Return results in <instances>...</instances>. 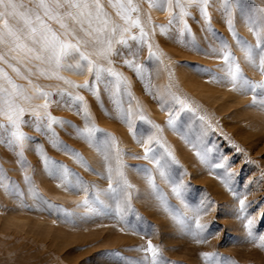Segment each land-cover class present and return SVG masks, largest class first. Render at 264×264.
<instances>
[{
  "label": "rangeland",
  "instance_id": "1",
  "mask_svg": "<svg viewBox=\"0 0 264 264\" xmlns=\"http://www.w3.org/2000/svg\"><path fill=\"white\" fill-rule=\"evenodd\" d=\"M102 2L110 19L123 24L107 0ZM133 3L139 5L140 22L160 60L149 61L147 45L129 40V47L121 49L123 57L112 58L115 61L112 67L128 78L135 97L133 108L138 102L146 118L161 130L157 133L134 117L137 136L143 144L137 142L128 125L119 119L103 83L99 85L97 99L85 89H73L63 80L41 75V69L46 66L38 61H11L19 75L6 64H0L14 83L29 93L27 86L32 83L53 93L48 111L70 122L54 126L58 143L79 153L88 165L85 167L70 152L54 146L48 136L35 131L31 124L23 127L32 138L23 151L29 168L21 166L17 152L0 143V168L8 178L6 182L14 183L20 193L10 194L0 186V264H129L145 257L146 253L138 249L146 248L149 239L159 246L164 264H210L203 253L217 254L219 264H264V247L260 246V236H264V89L253 93L241 90L239 84L234 86L226 77L227 66L222 56L205 52L218 48L223 38L248 80L264 81V74L249 61L222 13L215 8L209 9L210 29L198 10L192 9L186 18L189 30L181 34V27L174 24L166 33H161L158 26H168L170 13L151 17L145 0H133ZM254 3L264 9V0H254ZM245 8L256 15L251 0ZM136 16L132 13L133 19ZM234 23L238 35L254 45L256 37L239 12ZM49 24L54 31H62L55 21ZM153 26H157L154 32ZM131 33L138 35L139 30L133 27ZM124 58L133 59L148 69L143 80L123 64ZM255 60L258 64V52ZM100 63L107 66L103 59ZM195 66L210 72H201ZM59 75L77 84L89 78L80 79L63 71ZM65 89L79 92L87 101L92 121L103 130L95 134V143L102 145L104 133H110L116 138L117 148L124 153L122 162L126 167L122 170L133 188L130 206L123 209L122 215L116 213L115 202L107 194L110 181L102 153L76 132V128L85 127V121L77 114V102L60 95ZM169 91L184 102L183 106L171 100ZM157 97L168 101L163 109ZM32 103L42 104L43 100ZM124 106H128L127 97H124ZM170 116L175 119L174 128L167 124ZM24 119L29 120V115ZM148 136L153 141L161 139L163 147L149 142ZM149 147L155 149L159 164L151 159L133 158L143 157ZM38 148L51 161L69 170L66 180L45 169ZM208 148L211 151L205 163L197 151ZM166 150L172 152L175 161L167 156ZM111 162L115 167V160ZM216 164L222 166L215 167ZM161 170L167 178L161 177ZM73 174L86 182L87 191L85 186H69L77 185ZM25 175L31 176V187L37 195L29 190ZM149 175L165 195L167 208L161 205ZM225 179L229 186L225 185ZM173 183L180 184V197L173 193ZM236 196H247L248 214L254 218L255 239L248 236L239 217ZM97 197L102 204L91 203L94 211L81 206L86 199L91 202ZM45 201L73 215L65 217L50 209ZM196 209L201 210L200 223L209 226L203 233V242H197L179 223L186 220L194 226Z\"/></svg>",
  "mask_w": 264,
  "mask_h": 264
},
{
  "label": "snow or ice",
  "instance_id": "2",
  "mask_svg": "<svg viewBox=\"0 0 264 264\" xmlns=\"http://www.w3.org/2000/svg\"><path fill=\"white\" fill-rule=\"evenodd\" d=\"M249 0H147L150 8L157 10H167L170 12L168 26L160 25L161 33H166L168 27L176 24L183 30H189L186 18L192 14L191 10H198L200 16L208 24L210 29L211 12L209 9L215 8L220 11L225 19L226 25L236 39L237 43L245 51L249 61L253 63L258 70L264 74V9L255 5L254 0H251V7L256 10V15H251L245 8V4ZM107 4L116 10V15L124 23H116L110 19L109 13L105 10V4L102 0H0V64H6L11 67L14 72L19 75V70L11 63L16 60L18 63L23 60L38 61L40 65L46 66L41 69V75L48 78L55 77L58 80H63L70 88L85 89L99 99V85L103 83L110 99L115 107V111L121 121L126 123L133 136L137 138V142L143 144L144 141L137 136L136 124L134 117L139 118V122L146 123L151 128L160 132L158 125L148 120L137 102V106L133 108L132 101L135 100L130 91V82L123 73L117 71L112 65L115 61L113 57H123L122 48L129 47V40L137 41L141 46L147 45L149 56L148 59L160 60L157 51H154V46L147 39L148 33L139 19L140 8L138 4H134L133 0H107ZM218 5V6H217ZM237 12L246 20L249 30L256 37V43L253 45L240 37L235 28V16ZM132 13H136L135 19L132 18ZM49 21H55L59 24L62 31H54L49 24ZM135 27L139 30V34L131 33V29ZM157 26H153V32ZM259 55V63H256L255 55ZM15 53L16 55H13ZM206 55L222 56L226 66V77L234 86L239 84L241 90L252 91L255 93L257 89H264V81L253 82L248 80L240 69L235 56L230 51V46L227 41L220 38V46L211 48L205 52ZM135 55V53H133ZM100 59L106 61V65L100 63ZM162 62V61H161ZM123 64L132 69L136 75L143 80L148 69L137 63L133 59L124 58ZM201 72L205 70L202 66H195ZM61 71L72 72L77 75L87 76L83 83H75L60 76ZM31 72V70H29ZM0 143H6L19 156V163L25 169L29 168L27 160L23 156V151L27 147L29 140L32 138L23 131V127L34 126V130L38 133L48 136L54 146L62 147L65 151L70 152L78 159L85 167H88L83 157L66 145L58 143L57 133L54 126H63L70 124L69 121L56 118L51 115L48 108L52 101L50 97L53 93L44 91L38 86H33L29 93L22 86L17 85L11 77L0 68ZM31 83V81H29ZM60 95H67L71 100L78 104L77 114L81 115L85 121V127L76 128L77 134L85 139L89 144L96 146L102 153L105 162L107 179L110 181L107 194L115 202L116 213L123 214V209L130 206L131 189L133 186L127 181L123 168L126 165L122 162L123 151L117 148L116 138L110 133H104L106 137L102 145L96 144L94 136L97 132L103 130L96 127L92 121V115L85 98L79 92H71L65 90L60 91ZM168 95L175 103L183 106L184 102L169 91ZM124 97L128 98V106H124ZM161 101L163 109L168 101L157 97ZM34 100H43L42 104H33ZM255 103V97L254 101ZM27 105V106H25ZM28 114L30 119L25 120V115ZM201 120L204 117H200ZM167 124L169 127H175V119L170 116ZM74 127V126H73ZM148 141L163 147L161 139L153 141L152 136H148ZM194 147H196L194 145ZM37 151L41 156L44 167L53 176L61 180H66L69 170L62 165L51 161L50 158L43 152L42 148ZM167 151V156L175 161V157L171 151ZM210 148L198 150L197 155L200 159L207 163L208 153ZM135 159L154 160L156 159L155 149L149 147L143 157L134 156ZM115 160V167L112 165V160ZM221 167V164L214 165ZM139 168V166H137ZM148 172L147 169H140ZM115 174V180H114ZM162 178H167L163 170L160 172ZM77 185L70 187L85 186L86 182L78 176ZM7 177L2 168H0V186L4 187L7 192L20 194L17 186L14 183H7ZM25 182L30 185V191L37 195L31 187L32 178L25 175ZM149 182L157 191L158 199L165 208H167V200L161 190L156 188L149 175ZM114 181V182H113ZM225 185L229 186V181L225 179ZM173 193L181 196L180 184L173 183ZM236 195L235 193H233ZM239 202L238 214L244 221V228L250 238L253 237L254 218L248 214L247 196H236ZM102 204L98 197L94 201L85 200L83 207L94 211L90 207L91 203ZM50 209H55L58 213H62L65 217H70L73 214L69 213L58 206L51 205L45 201ZM200 209L194 210L193 219L195 225L186 220L179 221L182 228L190 232L197 242H203L208 225L200 223ZM262 241L261 247H264V236H260ZM146 253L145 257L138 262H129V264H164L161 258V250L158 245H154L149 239L146 248L138 249ZM150 254V257L149 255ZM202 256L210 262V264H219V257L213 253H203Z\"/></svg>",
  "mask_w": 264,
  "mask_h": 264
},
{
  "label": "bare ground",
  "instance_id": "3",
  "mask_svg": "<svg viewBox=\"0 0 264 264\" xmlns=\"http://www.w3.org/2000/svg\"><path fill=\"white\" fill-rule=\"evenodd\" d=\"M145 2H146V10H147V13L149 14V16H151V17H160V16H164V15H169V11H167V10H164V11H162V10H157V9H155V8H150L149 7V4L147 3V0H145ZM63 72H67V71H63ZM67 73H69L70 75H72V76H74V77H77V78H86L87 76H82V75H77V74H74V73H72V72H67ZM33 86H38V85H36L35 83H32V84H29L28 86H27V88H28V90L29 91H32V88H33Z\"/></svg>",
  "mask_w": 264,
  "mask_h": 264
}]
</instances>
